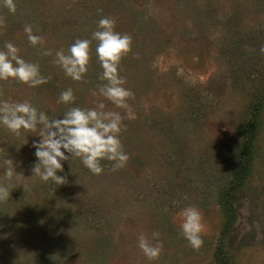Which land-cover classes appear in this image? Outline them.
Segmentation results:
<instances>
[{
    "label": "rangeland",
    "instance_id": "374dc122",
    "mask_svg": "<svg viewBox=\"0 0 264 264\" xmlns=\"http://www.w3.org/2000/svg\"><path fill=\"white\" fill-rule=\"evenodd\" d=\"M14 2L15 13L0 5V50L13 43L50 79L36 88L0 81V100L29 101L50 118L102 102L124 117L120 140L129 160L115 171L102 161L104 171L95 175L70 159L58 172L66 183L46 184L31 178L39 137L17 138L0 126V182L9 183L2 179L5 159L22 174L0 202V264H264V0ZM101 17L132 37L119 65L133 93L131 118L99 92L106 81L92 33ZM25 25L42 45L29 42ZM78 39L92 43L88 71L74 81L54 60ZM68 88L71 105L59 101ZM249 124L252 161L232 193L236 219L226 228V190L242 163ZM189 206L203 217L199 250L181 234ZM153 232L163 248L150 261L137 238Z\"/></svg>",
    "mask_w": 264,
    "mask_h": 264
},
{
    "label": "clouds",
    "instance_id": "9594fccd",
    "mask_svg": "<svg viewBox=\"0 0 264 264\" xmlns=\"http://www.w3.org/2000/svg\"><path fill=\"white\" fill-rule=\"evenodd\" d=\"M0 5L12 13L16 12L14 0H0ZM115 28L113 18L101 17L97 30L92 33V40L97 41V59L103 69L100 79L106 81L99 92L116 108L125 110L128 118H131L127 110L128 99L133 93L124 87L126 80L119 75V65L132 50V37L117 32ZM24 31L34 47L43 44V38L33 34L31 25H25ZM92 40L78 39L67 52L59 50L55 53L54 63L74 81H81L88 71ZM18 53L19 49L11 42L0 50V81L16 80L32 88L46 84L50 77L42 75L37 64L25 61ZM42 54L50 56L52 53L45 49ZM59 101L65 105L73 104V90L68 88L62 91ZM105 109L106 105L102 102L89 109L70 107L62 117L50 118L29 101L10 103L0 100V126L17 138L28 132L38 136L39 140L33 143L37 160L31 178L38 177L46 184L51 182L60 186L66 183L65 177L58 175L64 170L62 162L79 159L93 174L100 175L104 171L102 161L112 162V170L115 171L123 168L129 160L120 140L124 117L118 111ZM23 145H18L17 149ZM3 164V180L10 183L22 175L12 159H5ZM9 183L0 182V202L10 197ZM23 187L27 192L28 186L25 184ZM182 216L181 234L193 249L199 250L204 243L202 214L198 208L189 206L182 210ZM137 239L138 247L148 260L159 259L163 248L159 232H153L151 239L141 233Z\"/></svg>",
    "mask_w": 264,
    "mask_h": 264
},
{
    "label": "trees",
    "instance_id": "16d2710c",
    "mask_svg": "<svg viewBox=\"0 0 264 264\" xmlns=\"http://www.w3.org/2000/svg\"><path fill=\"white\" fill-rule=\"evenodd\" d=\"M260 105L255 107V111L258 109ZM252 151H253V134H252V126L249 124L248 132H247V141L244 147V153L242 157V163L239 167L238 172L235 175L233 184L226 190V207L229 210V217L227 220L226 228H228L236 219V210L231 202L232 193L240 188L244 181L246 180L250 165L252 161Z\"/></svg>",
    "mask_w": 264,
    "mask_h": 264
}]
</instances>
